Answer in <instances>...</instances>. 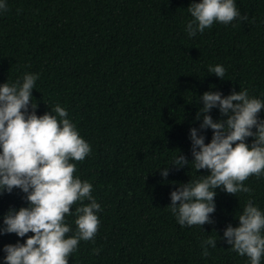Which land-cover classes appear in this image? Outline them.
Listing matches in <instances>:
<instances>
[{"label":"trees","instance_id":"16d2710c","mask_svg":"<svg viewBox=\"0 0 264 264\" xmlns=\"http://www.w3.org/2000/svg\"><path fill=\"white\" fill-rule=\"evenodd\" d=\"M5 2L0 85L38 74L32 90L37 115L56 104L64 107L92 149L82 162H72L75 175L93 186L100 225L94 240L79 243L69 264H250L223 234L228 224H239L249 200L264 212V176L244 182L250 194L217 188L213 224L181 227L167 205L181 183L209 174L170 165L179 153L193 159L191 128L211 141L212 130L200 129L203 114L196 118L203 107L200 96L247 89L264 101V0H235L247 21L215 22L193 37L186 31L193 0ZM217 64L226 70L224 79L208 72ZM209 114L227 118L218 107ZM259 117L264 119V109ZM168 165L165 179L161 169ZM24 196L18 188L0 193V226L9 208L28 206ZM78 206L65 218L71 228L66 235L76 231ZM210 236L215 248L202 246ZM26 239L0 235V264L4 245Z\"/></svg>","mask_w":264,"mask_h":264},{"label":"clouds","instance_id":"9594fccd","mask_svg":"<svg viewBox=\"0 0 264 264\" xmlns=\"http://www.w3.org/2000/svg\"><path fill=\"white\" fill-rule=\"evenodd\" d=\"M0 10L7 11L5 0H0ZM188 11L193 17L186 24L190 37L203 33L215 22L230 24L234 19L247 21L241 16L235 0H193ZM208 72L224 79L222 65L209 66ZM39 78L36 73H25L22 81L0 85V193L20 189L28 206L18 210L9 208L0 226V235L16 234L27 239L3 246L4 264H69V258L81 241L94 240L100 225L97 213L101 206L92 196L93 186L75 175L76 163L91 153L90 144L84 140L68 112L59 104L42 115H37V102L32 90ZM200 100L203 107L197 113L200 129H211V141L196 128L190 129L191 154L189 161L181 153L170 165L177 169L189 165L208 175L181 183L171 191L168 206L181 227L213 224L211 214L216 211V189L227 194L251 193L245 185L250 177L264 176V119L259 113L264 101L250 97L248 90H233L229 95L220 91H205ZM219 108L226 119L214 120L209 114ZM255 129V131H253ZM253 137L251 145L246 140ZM166 179L169 165L161 169ZM88 200L87 204L82 202ZM73 235L66 223L74 205ZM239 224H228L223 238L240 256L250 259V264H260L264 257V212L249 200L238 217ZM28 233L33 235L28 236ZM215 248L217 241L208 237L202 241ZM95 254L99 249H93ZM202 255L207 256L204 248Z\"/></svg>","mask_w":264,"mask_h":264}]
</instances>
